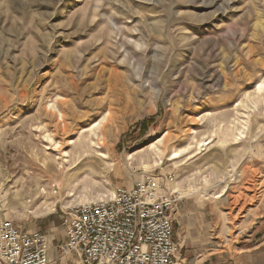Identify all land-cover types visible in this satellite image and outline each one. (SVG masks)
<instances>
[{
    "label": "rangeland",
    "instance_id": "374dc122",
    "mask_svg": "<svg viewBox=\"0 0 264 264\" xmlns=\"http://www.w3.org/2000/svg\"><path fill=\"white\" fill-rule=\"evenodd\" d=\"M263 82L264 0H0V220L57 247L66 208L153 182L177 264H264V100L242 107Z\"/></svg>",
    "mask_w": 264,
    "mask_h": 264
},
{
    "label": "built area",
    "instance_id": "2783aa9c",
    "mask_svg": "<svg viewBox=\"0 0 264 264\" xmlns=\"http://www.w3.org/2000/svg\"><path fill=\"white\" fill-rule=\"evenodd\" d=\"M157 191L143 182L118 188L109 200L66 208L57 247L42 232L0 220V264H177L172 211L179 196Z\"/></svg>",
    "mask_w": 264,
    "mask_h": 264
},
{
    "label": "bare ground",
    "instance_id": "6f19581e",
    "mask_svg": "<svg viewBox=\"0 0 264 264\" xmlns=\"http://www.w3.org/2000/svg\"><path fill=\"white\" fill-rule=\"evenodd\" d=\"M79 1H81V0H78V2ZM152 1H154V0H152ZM157 3H159V1ZM155 5H157V4H155ZM136 45H137V47L140 46L139 44H136ZM120 64H123V61H121ZM89 77L90 76H87V78H89ZM81 82H82V84L84 83V81H82V79H79L77 77V85L81 84ZM261 85L262 86L257 88L255 90L254 94H252V96L250 98H248L244 101V104L242 105L243 108H248L250 106L257 105L258 103L262 102V100H264V95L262 94V92L264 90V82ZM60 116L64 117L63 111L61 112ZM104 129H105V126H104V121H103L102 123H99L98 125H96L90 131V137L89 136L85 137V139H83L80 142L79 148H80V155L81 156H79V157L84 158L86 156L85 158H90V159L93 157H96L93 155V153L98 154V150L103 148V146L105 145V141H106L105 134L106 133H105ZM229 133L231 134L232 138L235 141H239L243 137V135L245 134V128L241 124V122L239 120H237L236 123L233 122L231 124L230 129H229ZM197 144H198V151H201L202 148H206L207 146H209L210 142H206V140H201ZM191 149H192L191 146H187L184 149L175 150V151L171 152L169 155V161L178 160L183 155H189ZM101 156H102V160L106 159L105 155L102 154ZM163 156H164L163 148L161 146H157L156 149L153 150V157H154L155 164H158L160 161H162ZM188 159H191V158H188ZM46 161H48V159H45V161L41 167L44 168L46 171H49L50 167L48 166V164H46ZM60 169L61 168L56 169V174L58 176L61 175ZM148 169H149V167H148ZM57 175H55V176L57 177ZM75 183H76V180H74V179H71L68 182L65 181L64 187L65 188H71L75 185ZM174 187H175V185H173L172 188H174ZM225 195H226L225 191L222 190L220 192V194L215 196V199H219L221 197H224Z\"/></svg>",
    "mask_w": 264,
    "mask_h": 264
},
{
    "label": "crops",
    "instance_id": "0c3cea01",
    "mask_svg": "<svg viewBox=\"0 0 264 264\" xmlns=\"http://www.w3.org/2000/svg\"><path fill=\"white\" fill-rule=\"evenodd\" d=\"M177 207H178V204L175 206V208L173 209L172 211V219H173V224H174V234H173V240L178 243L179 245H181L179 239H177V235H176V231H175V223H176V215H177ZM184 239H186V237H184ZM180 251H181V246H180ZM180 251H179V254H180ZM179 256V255H178ZM177 259H179L177 257ZM70 260L69 259H66V262L67 264H72L71 262H69Z\"/></svg>",
    "mask_w": 264,
    "mask_h": 264
}]
</instances>
